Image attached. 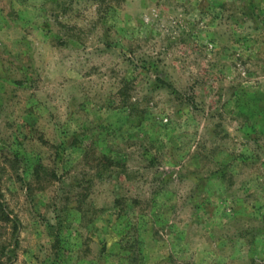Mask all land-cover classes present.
Wrapping results in <instances>:
<instances>
[{"label":"rangeland","instance_id":"374dc122","mask_svg":"<svg viewBox=\"0 0 264 264\" xmlns=\"http://www.w3.org/2000/svg\"><path fill=\"white\" fill-rule=\"evenodd\" d=\"M0 264H264V0H0Z\"/></svg>","mask_w":264,"mask_h":264}]
</instances>
